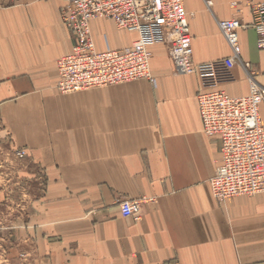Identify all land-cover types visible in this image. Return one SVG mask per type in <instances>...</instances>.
Wrapping results in <instances>:
<instances>
[{
    "label": "crops",
    "instance_id": "obj_1",
    "mask_svg": "<svg viewBox=\"0 0 264 264\" xmlns=\"http://www.w3.org/2000/svg\"><path fill=\"white\" fill-rule=\"evenodd\" d=\"M211 1L185 0L197 63L232 54L218 21L252 20L255 0ZM64 3L0 9V120L14 150L27 151V174L38 169L31 227L44 264H264V193L226 202L211 193L221 142L203 132L198 75L176 73L167 47L154 45L155 83L59 92L57 61L74 41ZM91 28L98 50L137 37L108 18ZM239 41L264 85L255 30L239 29ZM233 73L222 88L247 94L243 66ZM141 197L151 198L141 219L122 216L120 201Z\"/></svg>",
    "mask_w": 264,
    "mask_h": 264
},
{
    "label": "built area",
    "instance_id": "obj_2",
    "mask_svg": "<svg viewBox=\"0 0 264 264\" xmlns=\"http://www.w3.org/2000/svg\"><path fill=\"white\" fill-rule=\"evenodd\" d=\"M39 0H0V9L23 6ZM209 6L211 0H207ZM252 20L241 18L218 21L231 47L230 56L197 63L193 58V37L185 0H65L59 13L62 23L73 36L71 50L57 61L61 93L82 91L149 79L155 83L151 70V47H167L174 70L178 74H196L201 83L197 94L203 132L218 137L220 158L210 178L213 197L226 202L242 195L264 193V125L260 107L264 103V85L241 58L239 29L252 28L257 34V46L264 50V0L248 1ZM111 19L120 30L135 33L131 45L98 50L91 22ZM247 73L249 91L235 96L222 86L236 80V64ZM19 158L28 154L16 150ZM151 198H124L121 214L140 220L142 204Z\"/></svg>",
    "mask_w": 264,
    "mask_h": 264
},
{
    "label": "rangeland",
    "instance_id": "obj_3",
    "mask_svg": "<svg viewBox=\"0 0 264 264\" xmlns=\"http://www.w3.org/2000/svg\"><path fill=\"white\" fill-rule=\"evenodd\" d=\"M27 169L0 120V264L46 263L31 227L33 202L41 193L38 169L32 168V175Z\"/></svg>",
    "mask_w": 264,
    "mask_h": 264
}]
</instances>
